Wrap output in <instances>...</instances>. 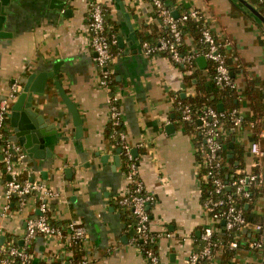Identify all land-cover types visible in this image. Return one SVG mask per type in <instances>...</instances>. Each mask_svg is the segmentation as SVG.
Instances as JSON below:
<instances>
[{
  "label": "crops",
  "instance_id": "1",
  "mask_svg": "<svg viewBox=\"0 0 264 264\" xmlns=\"http://www.w3.org/2000/svg\"><path fill=\"white\" fill-rule=\"evenodd\" d=\"M123 1L133 25L132 37L117 0L110 4L106 14L108 30L116 38L110 67L115 88L121 93L122 127L133 148L138 149L141 176L156 197L151 206V228L171 232L158 240L162 264H186L191 250L201 245V227L206 216L201 208L194 125L191 123L187 129L175 107V96H194L199 90L185 79L183 68L167 54L144 52L143 39L153 41L164 29L152 1ZM251 2L260 9L259 4ZM165 3L175 16L191 7L200 8L218 36L233 40L227 49L228 62L240 98L234 95L231 99L229 95L218 101L217 107L229 109L233 103H239L246 121L240 130L230 129L228 134L238 148L246 150L244 162L249 167L253 158L249 145L255 137L249 121L260 111L264 123V22L240 0H165ZM88 7V0H10L5 29L12 33L0 37V100L10 92L14 81L22 86L32 72L56 71L84 119L83 134L76 136L72 114L53 83L55 78L49 77L44 94L35 96L33 108L47 127L55 131L46 136L51 155L28 154L25 164L33 170L32 177L60 188L59 198L50 197L54 220L75 219L87 228L92 264H146L132 241L133 223L129 224L125 209L116 201L127 180L119 150L107 136L108 92L99 85L95 52L89 45ZM119 36L123 38L121 42ZM185 44L188 50L196 48L189 33ZM208 63V60L205 66L198 63L207 78ZM6 128L9 136L18 140L10 126V115ZM142 139L149 140V145L138 148L136 144ZM261 146L264 149V139ZM1 159L0 223L7 234L18 236L19 244H23L26 214L15 211L9 218L1 215L9 175ZM263 202L264 198L259 197L252 203V211L261 219ZM33 248L37 252L36 262L49 249L40 235L35 238ZM222 255L221 251L215 254L217 263ZM233 262L264 264V248L241 247Z\"/></svg>",
  "mask_w": 264,
  "mask_h": 264
},
{
  "label": "built area",
  "instance_id": "2",
  "mask_svg": "<svg viewBox=\"0 0 264 264\" xmlns=\"http://www.w3.org/2000/svg\"><path fill=\"white\" fill-rule=\"evenodd\" d=\"M151 1L156 16L161 17V24L165 28L157 40L143 39L144 52L147 55L167 54L175 64L183 68L185 74L191 73L197 57L204 55L208 61L213 62L215 83L223 88H236L227 50L233 40L218 36L198 7H191L175 16L165 0ZM113 2L114 0H88L87 20L89 45L95 52L94 62L100 73L98 82L108 92L110 136L115 139L112 141L113 145L121 147L119 153L122 157V172L127 180V185L117 194L116 201L121 208L132 211L135 218L132 241L140 249L146 264H162L158 240L161 236H170L171 232L151 228V206L156 197L141 176L138 156L133 152V145L122 127L124 116L121 93L115 88L110 67L113 58L112 44L116 38L114 34H109L106 14ZM189 19L200 22L199 35L193 37L196 43L193 50H188L185 44L186 33L191 34L184 30ZM20 89V84L14 81L10 92L0 100L1 161L6 173L11 176L5 181L1 215L9 218L15 211L25 213L26 225L22 233L23 244H19L18 236L7 234L0 223V238L4 236L3 240L0 239V264H92V245L87 228L75 219L63 223L53 221L50 197L59 198L60 188L50 186L41 178L32 177L33 170L25 164L27 150L18 140L9 136L6 127L11 103ZM175 99V107L181 119L194 125L201 208L206 216L201 227V245L191 250L185 260L186 264H220L215 261V254L217 251L223 254L227 247L235 249V252L241 247L253 250L264 248V202L262 220H250L245 213L246 205L254 203L259 197L264 198V149L261 146L264 139L263 118L257 116L249 121L255 132L249 145V153L253 157L250 166L244 162L225 176L223 171L228 154L226 138L229 125L231 124L232 129L240 130L246 121L240 108L233 106L219 109L207 102L196 107L184 101L179 94H176ZM148 145L149 140L146 139L139 140L136 144L138 148ZM206 183L210 184L208 189H205ZM35 209L39 212H35ZM38 235L43 237L49 249L36 262L37 252L33 243ZM235 254L231 257L232 261Z\"/></svg>",
  "mask_w": 264,
  "mask_h": 264
},
{
  "label": "water",
  "instance_id": "3",
  "mask_svg": "<svg viewBox=\"0 0 264 264\" xmlns=\"http://www.w3.org/2000/svg\"><path fill=\"white\" fill-rule=\"evenodd\" d=\"M125 12V16L129 22L131 28L130 36H133V25L130 20L129 12L125 9V3L123 0H117ZM244 5H246L256 16H258L264 22V14L260 9L255 6L250 0H240ZM10 4V0H0V37H6L11 35V31L5 29V23L8 20V10L7 6ZM179 16V14H176ZM119 41H122V36L118 37ZM197 61L201 66H205L207 63V58L204 55H199ZM49 77H54V85L59 90L68 110L72 114L74 130L77 137L83 134V122L84 119L81 116L80 110L71 96L68 94L67 90L62 84V81L56 71L42 70L39 72H32L21 89L17 97L11 103V114H10V126L13 128L14 134L18 141L25 147L29 155L35 157H44L45 155H51V149L46 146V136L48 134L54 133V130H50L43 117L33 108V100L36 97L43 95L46 89L47 80ZM36 96V97H35ZM222 109V108H220ZM172 126V124H171ZM8 129V128H7ZM52 131V132H51ZM233 141H230L229 146L231 147L229 156L234 155ZM121 150V147L118 148ZM133 152L137 154L138 149L133 148ZM0 158H2V153H0ZM119 158V157H118ZM68 172L71 168L68 167ZM11 176L8 175V178ZM224 222V220H223ZM4 236H1L3 240Z\"/></svg>",
  "mask_w": 264,
  "mask_h": 264
},
{
  "label": "trees",
  "instance_id": "4",
  "mask_svg": "<svg viewBox=\"0 0 264 264\" xmlns=\"http://www.w3.org/2000/svg\"><path fill=\"white\" fill-rule=\"evenodd\" d=\"M251 1L259 4L260 9L264 12V1L263 2H259V0H251ZM157 19L161 23V20H162L161 17L157 16ZM199 24H200L199 21H196L194 19H189L186 22V25L184 26V30L186 32H190L193 35V37L196 38L199 35V32H200ZM162 33H163V31L161 33H158L156 38L153 41L157 40L158 36L160 34H162ZM109 34L113 35L114 32L113 31H109ZM194 65H195V68L193 69V71L191 73L185 74V79H187L188 81L193 82L194 84H196L198 86V90L199 91L194 96H188V97H181L180 96L184 101L190 102L191 104H193L196 107H199L204 102L211 103V104H213L214 106L217 107V102L218 101L224 100L229 95H230L231 99H233V98H235V96H237V94H236L237 91H236L235 87L226 86V87L223 88V87H219L215 83V81L213 79L214 66H213V62L212 61H209L208 66H207L208 69H209L208 70V72H209L208 73V78L206 77V75H203V72H202L203 69L198 66L197 60L195 61ZM238 104L239 103H233L231 105V107H233V106L239 107ZM260 115H262L260 113V111L256 112L253 115L252 118L260 116ZM227 122H228V124H230L229 121H227ZM230 125H229V131H230V129H232ZM263 125H264V123H263ZM186 127H187V129H190L191 128V123L190 122H186ZM110 133H111V128L108 126V128H107V136L111 139V141H114L115 139L111 138ZM230 141H231V136H230V134H228L227 138H226L227 147H229ZM116 148H119V145H116ZM233 149H234V155L233 156H229L228 154H226V164H225L226 166H225V169L223 171L225 176L227 174H231L232 170L235 167L243 165L244 161H245L246 150L244 149V147L240 146V148H238V144H236L234 142ZM120 157H121V155H120ZM209 185H210L209 183H206L205 184V187H206L205 189H208ZM255 196H256V194H255ZM252 203L253 202H250L248 205L245 206V213H246L247 217L250 220H253V221L262 220L261 217H258L257 213L252 211V206H253ZM124 209H125V211H124L125 212V216H126V218L128 217L129 224L133 223V225H134L135 224V218L132 215V211L129 208H124ZM53 221H55V220L53 219ZM55 222H58V221H55ZM61 223H63V222H61ZM235 253H236L235 249H230V248L227 247L226 250L223 252L222 260H221L220 264H235L231 260V257ZM54 264H56V263H54Z\"/></svg>",
  "mask_w": 264,
  "mask_h": 264
}]
</instances>
